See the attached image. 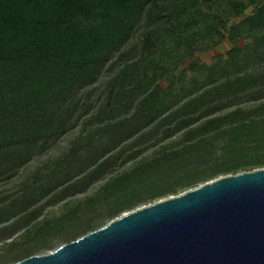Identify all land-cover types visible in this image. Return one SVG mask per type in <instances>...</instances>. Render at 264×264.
<instances>
[{
  "label": "trees",
  "instance_id": "obj_1",
  "mask_svg": "<svg viewBox=\"0 0 264 264\" xmlns=\"http://www.w3.org/2000/svg\"><path fill=\"white\" fill-rule=\"evenodd\" d=\"M226 39V56L183 67ZM190 71L207 78L187 87ZM263 99L264 0H0V240L20 232L0 264L142 201L263 168ZM80 125L66 152L5 187Z\"/></svg>",
  "mask_w": 264,
  "mask_h": 264
},
{
  "label": "water",
  "instance_id": "obj_2",
  "mask_svg": "<svg viewBox=\"0 0 264 264\" xmlns=\"http://www.w3.org/2000/svg\"><path fill=\"white\" fill-rule=\"evenodd\" d=\"M13 264H264V167L128 211Z\"/></svg>",
  "mask_w": 264,
  "mask_h": 264
},
{
  "label": "rangeland",
  "instance_id": "obj_3",
  "mask_svg": "<svg viewBox=\"0 0 264 264\" xmlns=\"http://www.w3.org/2000/svg\"><path fill=\"white\" fill-rule=\"evenodd\" d=\"M251 11H252V9L250 8V9L247 11L246 15L250 14ZM243 17H244V16H243ZM243 17H238V18H236V20H240V19H242ZM138 38H139V34H137V35L135 36L134 41H137ZM232 47H233V44L231 43V41L228 40V39H226V40H224L219 46H217L216 48H214V49H212V50L205 51V52H197L196 55H195V57H194L192 60L186 62V63L183 65V67H184V66H187V65H189V64H191V63H200V64H201V63H204V64H209V65H211V64H213V63L215 62V60H216V56H217L218 54H223V55L226 56L227 53H228V51H229L230 49H232ZM179 71H180V70L177 71V74L179 73ZM195 75L198 76L197 78H198L200 81H205L206 78H207V77H206V74H200V75H197L196 73H193L192 71H190V72H189V81H188V83H187V87H189V86L192 85L193 80H194L193 77H194ZM108 78H109V74H108V73H104V75L101 76L100 79H99L95 84H93V86H91V88H95V89H96V90H95V96H94V97H97L99 94H101V92L103 91V89H104V87H105V85H106V82H107ZM167 85H168V81L165 80V81L162 82V86H163L164 88H166ZM96 87H98V88H96ZM263 100H264V99H263ZM263 100H262V101H263ZM259 102H260V100H258V101H254V102H251V103H243V104H240V105H241V106H244V107H247L248 105H251V104H252V105H256V104H258ZM236 107H237V106L235 105V106H231V107L228 108V109H224V110L218 111V112H216V113H214V114H212V115H208L207 117L203 118V120H206V119H208L209 117H215V116H217V115L224 114V113H226V112L229 111V110L235 109ZM80 132H81V125L78 126L75 130H73V131L67 133L66 135H64V136L61 138V140H60V141H59V142H58V143H57V144H56V145H55V146H54V147H53L48 153H46L44 156L32 160V161L30 162V164L27 166L28 171L26 170V172H23V173L20 175L19 178H17V179H16L15 181H13L12 183L6 185L5 187L10 188V187H11L12 185H14L15 183H18L20 180L25 179V178H26V175L29 173V171L35 169L37 166H40V165L42 164V162H45V161H47L48 159H52V160H53V159L57 158L58 156L62 155L64 152H66V151L69 149L72 140H73V139L76 137V135H78ZM178 137H179V136L177 135V136L173 137L172 139H178ZM169 141H171V139L167 140L165 143H168ZM157 147H158V146H157ZM153 149H154V148H151V149L147 150V152L144 154V156H146V155H150V153H152ZM130 164H131V162L128 163V164L126 165V167H128V165H130ZM220 176H222V174H221V175H217L216 178H218V177H220ZM213 179H215V178H213ZM213 179H211V180H213ZM211 180H209V181H211ZM205 182H206V181H205ZM205 182H204V181L199 182L198 184L193 185L192 187L179 188L175 193H172V194H166L165 196H162L161 198L154 199L153 201H142V202L138 203L133 209H130V210H127V211H123V212H121V213L119 214V216L122 215V214H124V213H126V212H128V211H132V210H134V209H136V208H139V207H142V206L148 205L150 202H156V201H159V200H161V199H165V198H167V197H170V196H173V195H176V194L183 193L184 191H187V190H189V189H191V188H193V187H195V186H197V185L203 184V183H205ZM102 183H104V180H103V181H100V182H98V183H96L94 186H92V187H91L87 192H85V193H78V194H75V195H73V196H71V197H68V198H66L65 200H63V201L57 203L56 205H52V206L47 207V209L44 211L43 215L40 217L41 221H43V220H44L46 217H48V216H49V217H56V216H59V215L61 214V210H62L61 208H62V206H63L64 204H66V203H68V202L70 203V201H73L72 203H76L77 201H79V200L81 199V197H83V196H85V195H88V194H90V193H93V192L98 188V186L101 185ZM3 189H5V188H0V191H2ZM46 200H47V198L44 199V201H46ZM113 219H115V218L106 217V218L103 220L102 225H105V224L109 223V222H110L111 220H113ZM79 227H81V223L76 225V228H79ZM89 232H90V231H88L87 233H89ZM87 233H86V234H87ZM18 234H20V232H18ZM18 234H16L15 236H17ZM15 236H13V237H11V238L4 239V240H0V255H1L2 253H6V252L8 251V248L5 247V244H4V243H7V242L13 240ZM66 242H68V241H67V240H57V241L54 242L52 248H43V249H41V250L39 251L38 254H46V253H48V252H51V251H53L54 249H56L57 247H59L60 245H63L64 243H66ZM15 251H16V250H14V252H15ZM18 258L20 259V258H22V256H20V257H18ZM15 261H16V259H11V260H8V261L3 262L2 264H13Z\"/></svg>",
  "mask_w": 264,
  "mask_h": 264
}]
</instances>
